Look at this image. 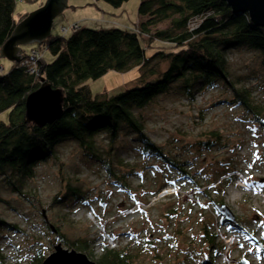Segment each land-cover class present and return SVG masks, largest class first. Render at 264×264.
I'll return each mask as SVG.
<instances>
[{"label":"rangeland","instance_id":"1","mask_svg":"<svg viewBox=\"0 0 264 264\" xmlns=\"http://www.w3.org/2000/svg\"><path fill=\"white\" fill-rule=\"evenodd\" d=\"M46 1L16 0L15 18L25 20ZM68 1V8L53 21V36L68 37L80 28L76 21L87 17L100 23L85 22L83 28L137 30L141 0H128L120 8L96 0L74 7L71 3L80 0ZM33 46H23L26 57L35 50L51 59L48 50ZM12 64L0 58L2 72H8ZM258 65L252 52L240 49L227 54L229 80L236 88L249 89L254 104L264 111V71ZM165 68V62L155 64L157 73ZM139 76L134 67L125 72L110 71L86 83L93 94L112 95L138 87ZM231 98V92L217 86L197 94L192 102L177 95L160 96L142 111L144 131L151 142L172 160L190 163L184 168L185 175L154 156H143L132 135H120L111 148L108 136L101 134L97 144L102 158H109L124 173L131 169L135 173L127 177L129 192L113 186L102 166L73 142L60 144L53 157L37 164L35 177L26 181L21 193L6 188L0 177V220L21 231L0 230L5 264H12L19 256L29 258L39 248L45 257L50 255L53 246L60 243L50 228H58L68 240H90L94 258L108 247L128 248L133 264H200L211 259L212 264H249L243 242L230 247V252L222 247V241L218 251L206 250L202 230L206 224L216 235L215 207L222 201L236 219L233 230L254 241L264 239V203L257 194L236 187L237 180H245L248 186L264 192V133L251 121L252 116L230 103ZM6 119L7 113L0 114L1 121ZM210 132L219 133L223 145L201 150L199 143ZM222 170L225 172L220 174ZM67 183L81 190L85 204L68 198L58 200ZM166 187H174V194L163 196ZM260 245L262 251L264 242ZM250 249L258 251L256 246Z\"/></svg>","mask_w":264,"mask_h":264},{"label":"trees","instance_id":"2","mask_svg":"<svg viewBox=\"0 0 264 264\" xmlns=\"http://www.w3.org/2000/svg\"><path fill=\"white\" fill-rule=\"evenodd\" d=\"M15 1L0 0V49L22 21L15 18ZM96 1L120 8L128 0ZM138 17L136 31L80 27L68 37L50 35L41 44H32L51 54V59L42 57L39 61L37 75L27 73L21 62L13 63L6 73L0 72V114L7 113V119L0 120V177L6 188L21 193L26 181L35 177L37 164L53 157L60 144L73 142L102 166L113 186L129 192L127 177L135 173L132 169L124 173L109 158H102L97 144L101 134L108 136L109 146L122 134L132 135L143 156H154L185 175L184 168L190 163L169 158L144 131L142 111L160 96L177 95L192 102L197 94L223 86L231 92L230 103L252 116L251 121L264 133L263 109L254 104L249 89L234 86L227 70V54L242 49L254 53L264 71V27L255 26L247 14H234L220 0H141ZM161 24L163 29L158 28ZM20 53L25 57L24 51ZM159 62H165L166 68L157 73L155 64ZM134 67L140 73L138 87L112 95L93 94L86 83L110 71L125 72ZM42 80L61 93V113L51 123L37 126L26 120L25 102ZM199 144L201 150H211L223 145V140L219 133L210 132ZM66 198L86 203L81 190L69 183L58 200ZM208 228L204 224L202 229L205 249L217 250V237ZM0 230L21 232L2 220ZM54 230L58 242L95 264H133L128 248L104 247L94 258L90 240H68L58 228ZM45 258L39 248L29 258L19 256L12 264H41ZM0 264H5L1 249ZM200 264H212V259Z\"/></svg>","mask_w":264,"mask_h":264},{"label":"water","instance_id":"3","mask_svg":"<svg viewBox=\"0 0 264 264\" xmlns=\"http://www.w3.org/2000/svg\"><path fill=\"white\" fill-rule=\"evenodd\" d=\"M234 14H247L250 21L258 27H264V0H220ZM68 8L67 0H47L43 7L30 13L20 22L11 37L0 49V58L12 63L20 62L23 46L41 44L51 35L54 19ZM18 55V56H17ZM24 58V57H23ZM61 93L51 89L41 81L40 87L29 94L25 102L26 120L37 126H43L59 118L61 113ZM261 180L260 182H262ZM216 212L229 223H235V217L225 205L215 207ZM54 231L53 228H51ZM41 264H95L86 255L67 250L62 244L53 246V252Z\"/></svg>","mask_w":264,"mask_h":264},{"label":"built area","instance_id":"4","mask_svg":"<svg viewBox=\"0 0 264 264\" xmlns=\"http://www.w3.org/2000/svg\"><path fill=\"white\" fill-rule=\"evenodd\" d=\"M73 29H77V25L74 26ZM26 54H25V57L23 59H20L21 66H23L26 69L27 73L37 75L38 63L42 59V57L35 50L32 51V55H27V57H26ZM2 71H3V68L0 67V72H2ZM237 182H238L237 183L238 185H236V187L242 189L244 192L257 194V196L259 198H261L262 202L264 203V192L257 191L256 187L248 186L245 183V180H242V181L237 180ZM173 189H174V187H166L164 190H162V191H165L164 192L165 195H163V196H168L169 194L172 195ZM166 190H168V191H166ZM214 219H215L214 221H217V222H214L217 242H219V244H220V242L222 241L223 244H221V245L223 248L224 247H225V249L227 248L226 251L230 252L231 251L230 247L232 249L233 245H236V244L238 245L240 242H243L242 243L243 247L244 246L247 247V250H248V253H247L249 255L248 258L251 259V262L249 264H264V254H262L260 252V249H259V246L263 242V240H257L256 239L257 237H256L255 238L256 240L254 241V238L249 239L247 237H244L242 234H239L238 231L233 230L234 225L229 224V223H225L223 221V218L218 214L214 216ZM222 222L224 224H226V226H224ZM222 227L225 228L224 230L226 231L227 234H225V232H222V230H221ZM115 246H116V244H115ZM253 246L258 247V251L250 249V247H253ZM241 248H242V246H241Z\"/></svg>","mask_w":264,"mask_h":264},{"label":"crops","instance_id":"5","mask_svg":"<svg viewBox=\"0 0 264 264\" xmlns=\"http://www.w3.org/2000/svg\"><path fill=\"white\" fill-rule=\"evenodd\" d=\"M87 0H80V1H78V2H72L71 4H72V6H74V7H77V6H81L82 4H84V2H86ZM70 2L67 0V4H69ZM74 7H71L70 6V8L72 9V8H74ZM89 18V19H88ZM101 18H103V17H101ZM107 20V19H106ZM96 20H94V19H91L90 17H87V18H83V19H81V20H77L76 21V23L81 27V25L83 24V23H85V22H88V23H92V22H95ZM100 21H101V19H100ZM109 22H112V21H110V20H108ZM114 22H116L115 20H113ZM74 23V22H73ZM75 23V24H76ZM95 23H100L99 21H97V22H95ZM119 28V27H118ZM130 28V27H129ZM121 29H125V28H121ZM126 29H128V28H126ZM22 49H23V47H22ZM24 51V50H23ZM24 53H27V51L25 50L24 51ZM4 69V68H3Z\"/></svg>","mask_w":264,"mask_h":264}]
</instances>
